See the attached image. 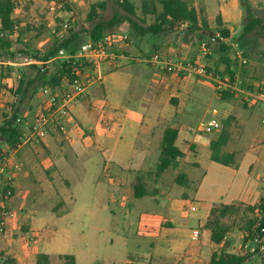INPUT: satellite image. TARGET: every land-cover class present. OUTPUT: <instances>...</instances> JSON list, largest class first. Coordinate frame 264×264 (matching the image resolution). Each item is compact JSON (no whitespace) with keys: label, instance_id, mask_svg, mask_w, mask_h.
Wrapping results in <instances>:
<instances>
[{"label":"crops","instance_id":"crops-1","mask_svg":"<svg viewBox=\"0 0 264 264\" xmlns=\"http://www.w3.org/2000/svg\"><path fill=\"white\" fill-rule=\"evenodd\" d=\"M221 1L233 7L237 3V0ZM220 17L222 27L230 33L236 13L223 6ZM177 35L182 40L176 47L158 37H147L143 47L133 40L122 48V54L143 57L159 53L186 63L197 61L198 52L191 49V38L182 32ZM218 51L215 46L213 52ZM9 65L11 75L0 80L3 87L0 107H6L7 114L15 102L13 92L18 82L14 75L21 72L16 69L17 64ZM180 76H157L145 62L122 60L116 66L104 65L103 79L89 86L73 106L64 132L51 125L39 145L21 146L16 156L5 163L1 176L2 180L8 177L12 180L15 193L8 205L17 217L0 237V249L15 246L17 234L28 230L31 240L28 246L16 249L15 254L8 251L17 264H30V260L35 264L40 253L50 259L72 255L75 264H125L131 254L138 256L139 264H208L211 254L220 248L211 242L210 231L205 227L211 209L221 204L254 206L264 199V175L254 177L256 171H264V142L241 153L231 152L235 154V164L223 166L210 159L208 135H193L173 123L169 127L179 130L175 144L184 154L179 163L190 164L191 170L183 176L182 184L177 183V178L171 182L164 180L163 174L156 177L153 169L156 164L148 160L152 156L148 146L152 131L163 124H172L175 117L185 121L183 111L191 118L189 96L193 91L189 79ZM64 83L52 93L63 89ZM168 93L175 98L173 105L163 101V95ZM47 99L48 95L40 92L32 102L33 110ZM176 99H181L178 105L174 104ZM34 120L31 117L29 124ZM255 123H247L245 131L255 130L262 142L264 127ZM29 126L22 127V132ZM185 142H189L187 146L194 145L191 159ZM1 149L6 152L4 156L11 152L5 145ZM246 158L251 162L242 170L240 166ZM200 159L208 160L205 171L214 165L218 174L221 167L231 173L234 193L229 198L227 194L216 198L199 195L203 176L199 178L194 170L202 169ZM17 161L21 167L14 169ZM140 172L147 174L148 190L153 193L135 199L131 184ZM196 182L197 188L185 191ZM190 201L195 203L196 211L184 216L183 209ZM43 207L46 211H41ZM119 220L122 230L116 223ZM104 230H110L109 234L111 230L120 232L114 233L110 246L100 237ZM193 230L199 231L197 240L191 239Z\"/></svg>","mask_w":264,"mask_h":264},{"label":"rangeland","instance_id":"rangeland-1","mask_svg":"<svg viewBox=\"0 0 264 264\" xmlns=\"http://www.w3.org/2000/svg\"><path fill=\"white\" fill-rule=\"evenodd\" d=\"M49 1L50 0H14L15 9L13 12V19L15 20V25L17 27L16 30L21 34V37L19 39L12 37V51L18 52V55H16V59L13 63L17 64L16 69L20 71H22L24 66H26L25 58H30L33 56V52L38 55H43L56 40L66 36L71 31L77 33L79 36L77 45L83 44L85 41H87L90 37L89 32L93 24V22L88 19V15L92 6H94L96 9V21H109L114 15L122 18L127 16L124 8L122 7V3L125 0H59L62 3V6L56 9L52 16L48 15L47 3ZM126 1L133 4L135 8V16L130 17L134 22L143 28H148L150 25L154 24V16L144 17L142 15L141 7L144 0ZM154 1L157 2L158 7L161 8L158 3L159 0ZM187 1L190 2V5L200 6L204 9L208 25L210 26L209 30L211 32L217 27L216 19L217 16L220 15V11L223 6H229L230 9L236 13L237 19L230 26L232 31L229 33V41L227 45L229 47L227 52L229 66L233 72H238L243 76L246 86H251L254 89L264 86V32L255 30L244 40L239 39V34L242 30L243 24L250 16L261 19L264 24V0H237L236 6L234 7L230 4L226 6L228 2L223 3L221 0ZM101 3L104 4L103 7L98 6ZM64 24H67L68 27L64 28ZM181 32L187 37L191 38V49H193L194 53H197L199 39L202 37H200L198 33H191L186 29L180 30L177 27L174 30H171V32L168 31L157 34L147 32L143 36H135L130 28L129 23L127 21H123L121 23H117L113 29L107 30L104 32V34H127L131 42L136 40V42L142 47L145 45L144 42L148 40L147 37H158L161 40H164L170 45L176 47L182 40L179 39L177 35ZM207 38L209 37H204V39ZM235 44H237L238 49L242 51L246 63H240L236 57L235 49L233 47ZM216 45L218 46L219 44ZM215 46H213V48H215ZM21 51H26L29 53V55L25 56L20 53ZM193 56L194 55L191 53V60H193ZM9 63L10 62L4 58H0V80L4 76L11 75V66ZM201 63L205 65V69L211 77L203 78L192 73L189 75H178V77L181 75L180 79L183 78L182 75L189 79L188 85L191 86V91H193L189 96V104H191V108H189L191 112V118L188 117L189 115L187 116L184 114L183 111L182 114L185 116V121L179 120L175 117L172 124H163L157 128L156 131H152V139L148 145L149 150L152 152V156L149 157L148 160L150 163L153 162V165L158 164V152L162 130L173 125V123H176L174 125H176L178 128L180 127L182 131L192 133L196 136H201L203 134L198 133L196 128L199 123L208 121L212 117L211 113L213 109L217 110L218 112V119L220 121L221 128L224 122L231 119L229 127L230 141L225 148L227 152L238 151V153H241L248 147H255L256 145L264 142H260L261 139L256 137L255 130L252 129L250 132L245 131L247 123L256 122L255 124L257 127H264V123H261V120L264 118V112L260 106L257 104L251 106L244 104L240 100L239 95L223 101L220 98L219 89L216 90L217 83L215 80H222V78L226 77V65L222 61V54L220 52L214 53L212 49V53L204 58ZM1 88L3 87L0 82V89ZM172 100H175V98L170 97V93L163 95L164 102L172 104V102H174ZM180 100L181 99H176V103L174 104L178 105ZM185 100L186 99H183L184 102ZM39 105L40 104H38L34 110H27L26 117L23 115V128L30 125L29 121L31 117H35L36 109ZM7 106H9V104H7ZM4 110H6V107H0V119L5 114ZM186 126H188V128H186ZM257 127L254 125V129H257ZM215 136L216 135H208L207 137L212 140L215 138ZM188 144L189 142H185L186 146ZM187 148L188 157L191 159V155H193L195 151L194 145L187 146ZM200 160L202 163V169L194 170L195 174L199 178H202L203 176L202 185L199 189V195L203 197L216 198L219 195L227 194V198H229L234 193V186H230L231 181L232 183L234 182V180H232L231 173L221 167L222 171L218 174L213 170L214 168H217L214 167V165L211 166L212 168L209 167L205 171V169L208 167V160ZM250 162L251 160L246 158L244 163L240 166L243 168L242 170H245ZM190 167V164L182 163V161H180L176 168L167 169L163 173V178L164 180L171 182L175 178L178 179L179 177L186 175L189 170H191ZM153 169L155 172L156 166ZM263 173V170L256 171L254 173V177H262L264 175ZM189 175H191V172ZM198 185L199 182H196V184L191 188L190 184L189 187H186L185 191L191 192V190L194 187L197 188ZM191 203L195 205L194 202L190 201V205ZM246 206L249 205L240 204L238 207V213L234 214L231 218L225 219V222L229 224L231 228L230 232L225 237V240H227L229 244V252L246 254L250 252L249 250L254 248V244H251L249 241L244 239L246 237L245 233L243 232V228L248 220L256 216V213L249 211ZM42 209L43 210L41 211H46L47 208L43 207ZM116 223L119 229L122 230V220H119ZM76 224L77 222L74 221L73 226L75 227ZM106 225L110 227L109 223ZM109 231L106 230L104 233L100 232V237L103 238L104 242L110 246L109 240L114 238V233L119 234L120 232H114V230H111V234H109ZM29 242H31V240L30 237H28V230H21L15 238V246H5L4 249H0V254L4 258L9 256L12 260H14V264H17L13 258V254H15L14 251L18 248L21 249L23 247H27ZM246 244L248 246L247 248H245ZM116 248L119 249L120 247ZM218 250H220V248ZM8 251H11L13 254H10ZM102 252L103 250L101 249V253ZM137 257V255L131 254L127 258L125 264H139L140 260ZM29 262L32 264L31 260ZM57 262L58 257L55 256L51 258V264H56Z\"/></svg>","mask_w":264,"mask_h":264},{"label":"trees","instance_id":"trees-1","mask_svg":"<svg viewBox=\"0 0 264 264\" xmlns=\"http://www.w3.org/2000/svg\"><path fill=\"white\" fill-rule=\"evenodd\" d=\"M144 0L142 2L141 12L144 17L154 16L155 22L148 28H143L134 22L130 17L135 16V8L133 4L128 1L122 3L127 16L122 18L114 15L109 21H96V9L91 7L88 19L93 22L90 37L91 40H99L106 36L104 32L111 30L117 23L127 21L135 36H143L147 32L153 34L161 32H171L177 28H185L187 31L198 33L202 38L213 36V32L209 30L208 21L205 16L204 9L200 6L190 5L187 0ZM103 3L98 6L103 7ZM15 9L14 0H0V58H4L9 62H14L18 52L12 51L13 40L12 37L19 39L21 34L15 28V20L13 19V12ZM216 25L219 27L220 34L228 38L229 32L222 27L220 15L217 16ZM255 30L264 32V24L261 19L249 17L243 24L242 30L239 34V39L244 40ZM201 38V39H202ZM79 36L75 32H69L66 36L56 40L54 44L43 54L38 55L33 52L31 58L35 59L39 64H29L24 66L20 72V79L17 87L13 92L15 102L10 107V112L2 116L0 122V162L2 157L6 154L2 150V146H7L9 150H15L21 143L22 126L24 125L23 115L27 110H33L32 102L36 99L38 94L44 89L48 88L52 91L60 87L61 83L69 77L71 65L65 61L57 59L59 50H63L67 54H74L78 51L80 45L78 44ZM200 40V39H199ZM218 52L222 54V61L226 65L225 76L233 78L236 72H233L229 66L227 52L229 47L226 44L218 42ZM25 56L29 53L21 51ZM242 87L247 90H253L251 86H246L243 76ZM264 88V86L258 87ZM236 94L224 92L220 94V98L225 101L228 98L236 97ZM230 121L223 123L220 133L213 138L209 144L211 161L221 164L223 166H231L235 164V154L226 151V146L230 141ZM179 130L174 127H168L164 130L159 146L158 164L156 165V177L161 176L167 169L176 168L179 160L184 157L183 152L176 146ZM147 174L138 173L131 184L132 196L135 199H141L149 196L153 192H149L148 184L146 183ZM184 177L177 179L178 184H182ZM264 199L254 206H246V208L256 213L254 218H251L244 225L243 232L246 241H250L257 234H260V229H264V211L258 217V212L264 210ZM242 205V204H241ZM240 204L232 205H217L210 211L209 218L205 227L210 231V240L213 244L220 246V250L214 251L211 254L208 264H264V259L258 252V246H255L254 253L238 254L228 251L229 244L225 240L226 235L230 232L229 224L225 219L231 218L238 213ZM259 224L256 228V225ZM6 256V255H5ZM9 256L6 258L0 254V264H14ZM35 264H51V259L46 254H37ZM56 264H75V258L72 255L58 256Z\"/></svg>","mask_w":264,"mask_h":264},{"label":"built area","instance_id":"built-area-1","mask_svg":"<svg viewBox=\"0 0 264 264\" xmlns=\"http://www.w3.org/2000/svg\"><path fill=\"white\" fill-rule=\"evenodd\" d=\"M62 3L59 0H50L47 3L48 15L52 16L56 9L60 8ZM64 28L68 25L64 24ZM15 28H17L15 26ZM229 37H223L219 30L213 32V36L207 39H200L198 43L197 61L186 63L179 59L163 57L159 53H152L148 56L135 57L122 54V48L131 43L127 34H109L99 40H89L79 47L76 53L67 54L63 50H59L57 59L65 61L71 65L69 77L65 79L64 87L56 93L48 91L46 88L42 91L44 95H48V99L41 103L35 115L33 123L26 128V132L22 133L21 143L15 150L7 156L2 157L0 162V237L7 233L9 222L17 217V213L9 208V202L14 198V188L11 178L2 180V171L5 163L10 160L11 156H16L19 148L23 145H39L43 138L47 135L49 127L56 125L60 132L65 131V122L71 119V110L78 102L79 98L86 92L87 88L103 79V68L106 64L118 65V62L127 60L130 62H145L152 67L157 76H178L182 73H192L199 77L209 78L210 74L205 69V65L200 62L212 53L213 46L216 44L228 45ZM235 55L240 63H246L242 51L238 49V45H233ZM25 64H39L33 58H25ZM20 74L14 75V80L18 82ZM214 80V79H213ZM217 83L216 90L219 93L228 92L230 94L239 95L240 100L246 105L257 104L264 112V88L247 90L242 87V79L240 74L236 72L231 77H224L222 80H215ZM212 117L208 121L199 123L196 128L198 133L206 135H218L221 130L220 121L218 119L217 110H212ZM264 123V119L261 121ZM14 169L21 167L20 162L13 165ZM3 181V182H2ZM264 207V203H263ZM196 211L194 204L183 209V215L187 216L191 212ZM261 210L258 212V217L261 216ZM259 224L256 225V228ZM199 231L193 230L191 234L192 240H197ZM264 229H260V234H257L249 242L258 246V252L261 258L264 259ZM247 244L245 248H247ZM254 248L249 250V253H254Z\"/></svg>","mask_w":264,"mask_h":264}]
</instances>
